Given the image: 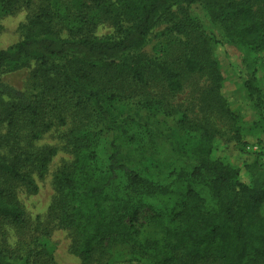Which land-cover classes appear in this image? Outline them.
<instances>
[{"label":"trees","instance_id":"obj_1","mask_svg":"<svg viewBox=\"0 0 264 264\" xmlns=\"http://www.w3.org/2000/svg\"><path fill=\"white\" fill-rule=\"evenodd\" d=\"M41 2L22 39L0 51V264H57L53 227L70 232L81 264H264V162L244 150L222 94L213 47L225 41L190 13L202 7L227 42L247 50L246 88L254 99L264 65V0ZM32 3L0 0V12ZM161 22L178 54L138 53ZM105 25L113 33L99 37ZM32 63L36 94L2 81L4 72ZM189 76L205 79L202 119L174 102ZM122 103L145 112L120 117ZM214 115L234 123L231 143L244 156L248 183L241 168L216 156L228 144ZM60 127L68 128L73 161L54 175L51 227L29 217L21 195L39 193L57 154L40 143ZM98 127L112 134L106 164ZM162 197L174 202L152 218L159 230L149 236L142 212Z\"/></svg>","mask_w":264,"mask_h":264},{"label":"rangeland","instance_id":"obj_2","mask_svg":"<svg viewBox=\"0 0 264 264\" xmlns=\"http://www.w3.org/2000/svg\"><path fill=\"white\" fill-rule=\"evenodd\" d=\"M42 0H33L28 6L19 7L16 12H0V51L17 44L23 36V25L26 24L29 16L37 10ZM203 23L209 33L215 34L220 40H224L213 47L218 67L223 75L224 81L222 85V94L228 104L229 109L236 117V125L240 126L243 131L246 146L244 150L249 155L259 157L264 162V131L261 126L264 125V65L257 73L256 80L253 82L258 92L254 99L250 96V92L246 88V83L250 80L251 68L249 67V56L247 50L237 43L227 42L221 30L213 25L209 20L206 12L201 7H192L191 12ZM168 24L161 22L152 32L147 45L138 53L144 54L152 58L160 56H173L178 54V50L171 48L173 46V38L166 35ZM113 30L109 25L100 26L97 30L99 37L112 35ZM175 46V45H174ZM177 48V47H176ZM35 66L27 65L17 71H7L2 75V81L24 91L28 95L36 94L39 89L36 88L32 78ZM205 79L201 76H189L184 83V90L178 94L174 102L183 109L188 110L190 116L194 119H202L199 113V102L203 90L206 87ZM261 100L262 105L259 107L257 101ZM116 112L120 117L128 114L139 112L144 114V110L135 103H122L116 107ZM160 119V117H159ZM213 123L222 131V140L227 142L228 147L223 151L220 150L216 155L220 159L232 166L242 169V179L249 182V179L243 169L244 156L242 157L238 151L234 150L235 145L231 143L232 125L226 119L211 116ZM173 125V121L167 122ZM67 127L55 128L47 134L40 145L52 146L57 149L49 172L45 178L39 180V193L35 195L22 194L21 199L25 206L29 217L32 220H40L44 225L54 226L53 220L50 218V206L55 196L54 175L57 171L73 161L71 151L65 146L64 136ZM97 138H100L98 153L100 163L106 164L110 154V140L112 134L103 127H98L95 131ZM127 134H131V131ZM230 143V144H229ZM234 148V149H233ZM172 192L178 191V185H171ZM172 197V196H171ZM170 197V198H171ZM170 198H166L169 200ZM164 201L163 197L148 201V207L142 212V223L146 234L155 236L159 230V226L152 218L159 212L164 214L173 205V200ZM53 224V225H52ZM51 241L55 247V257L57 264H81L80 260L71 252V235L70 232L53 227L51 231Z\"/></svg>","mask_w":264,"mask_h":264}]
</instances>
